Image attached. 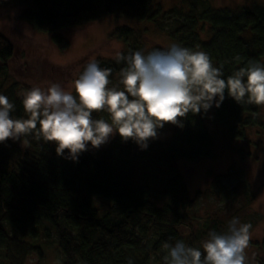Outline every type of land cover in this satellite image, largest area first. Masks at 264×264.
Masks as SVG:
<instances>
[{"label":"trees","instance_id":"16d2710c","mask_svg":"<svg viewBox=\"0 0 264 264\" xmlns=\"http://www.w3.org/2000/svg\"><path fill=\"white\" fill-rule=\"evenodd\" d=\"M153 1L29 0L23 18L37 32L50 34L59 51L68 48L69 41L56 31L108 15L156 24L174 18L175 25L166 34L175 44L189 49L198 47L208 53L214 66L223 65V78L249 60L264 63V5L214 8L210 0H180L177 6L162 13ZM108 38L123 43L124 55L135 50L147 54L154 48L163 49L155 45L146 51L142 33L126 25L115 26ZM13 54L12 44L0 34V94L14 103L12 118H27L22 97L16 93L19 86L10 81L8 74L6 62ZM95 60L100 67L112 69L110 86L118 85L124 62ZM261 109L252 104L240 105L227 92L221 106H213L220 124L233 122L227 127L228 134L236 139L244 135L247 126L264 127ZM200 113H189L182 120V128L175 125L171 137L163 142L149 140L144 150L132 140L123 142L116 134L109 147L97 152L89 145L77 161L66 158L67 150L64 156L57 155L54 143L37 140L34 135L18 140L23 149L7 141L0 143V249H6L9 240L16 239L23 244L21 255L40 253L41 247L30 244L27 238L39 234L49 238L45 228L36 230L44 221L56 236L61 264H128L129 258L133 264H151V256L163 249L164 243L174 244L179 239V226L190 227V212L197 199L187 194L174 161H196L212 155V139ZM93 116L109 119L104 112ZM143 162L168 166L166 178L155 192L148 185L134 186ZM92 196L110 201L107 212L100 214L92 204ZM156 197L162 202L154 201ZM8 229L14 235L10 236ZM209 231L219 232L216 221L209 222L204 234L207 236ZM148 233L154 236L153 242H145L144 235ZM198 240L199 236L190 230L186 244L196 247ZM261 244L264 248V239Z\"/></svg>","mask_w":264,"mask_h":264},{"label":"clouds","instance_id":"9594fccd","mask_svg":"<svg viewBox=\"0 0 264 264\" xmlns=\"http://www.w3.org/2000/svg\"><path fill=\"white\" fill-rule=\"evenodd\" d=\"M118 85L109 79L112 69L90 60L72 90L59 83L47 88L24 90L23 111L27 118H12L14 103L0 94V143L34 135L56 145V153L77 161L89 145L99 149L116 134L123 142L132 140L144 150L157 138L165 124L183 127L189 113L219 108L225 92L236 103L264 107V63L249 60L224 77L223 65L216 67L208 53L179 44L124 55ZM237 62L240 57L235 58ZM122 86V87H120ZM73 90L75 95L73 94ZM107 113L109 119L94 118ZM252 225L233 217L224 232L209 231L200 247L183 240L164 243V264H249L246 250L252 238ZM128 264H133L131 258Z\"/></svg>","mask_w":264,"mask_h":264},{"label":"rangeland","instance_id":"374dc122","mask_svg":"<svg viewBox=\"0 0 264 264\" xmlns=\"http://www.w3.org/2000/svg\"><path fill=\"white\" fill-rule=\"evenodd\" d=\"M28 3L29 0H0V34L13 46L14 54L6 64L10 81L19 86L17 95L34 86L47 88L51 83H59L66 90H72V82L88 61L96 58L115 59L117 52H123L125 48L121 41L108 38L115 26L126 25L138 29L146 41V51L155 45L167 49L175 44L171 36L166 34L168 29L175 25L174 18L168 19L166 23L156 24L108 15L82 26L56 31L55 34L69 41L68 48L59 51L50 34L37 32L23 18ZM179 3L180 0L153 1L162 13H167ZM210 4L214 8H250L252 5L263 6L264 0H210ZM202 36L206 35L202 33ZM192 50L200 49L197 47ZM199 115L212 139V155L196 161H174V167L181 173L186 184L187 194L190 198L197 199L190 212V227L177 228L178 240L186 243L187 235L193 230L196 236H199L196 247H200L202 241L207 239L204 232L211 220L216 221L219 232H224L228 222L236 217L242 223L252 225V238L246 250L249 264H264V248L261 244L264 239V127L247 126L244 135L236 139L228 134L227 127L233 122L220 124L214 116L213 107ZM260 116L264 124V107ZM166 125L162 132H158L157 138L152 140L163 142L171 137L175 125ZM115 137L116 135L94 150L99 152L106 149ZM7 142L23 149L18 140ZM167 170L168 166L143 162L138 169L134 186L140 188L148 185L155 192L161 188ZM91 198L92 204L99 209L100 214L107 212L110 203L108 199L102 196ZM154 201L162 202L157 197ZM44 224L47 223L41 221L36 230L45 228L49 232V238L43 237L42 234L27 238L30 244L41 247L40 253L32 251L30 254L21 255L23 244L16 239L9 240L8 247L0 249V264H61L62 253L58 250L56 236L51 232V228ZM8 230L10 236L14 235ZM144 239L145 242L155 240L150 233L144 235ZM25 246L28 248L29 244ZM165 255V250L161 249L151 256V264H164Z\"/></svg>","mask_w":264,"mask_h":264}]
</instances>
